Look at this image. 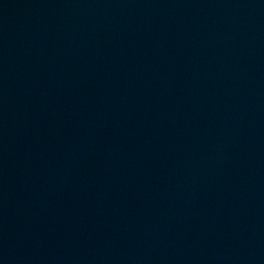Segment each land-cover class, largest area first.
<instances>
[{
  "label": "water",
  "instance_id": "water-1",
  "mask_svg": "<svg viewBox=\"0 0 264 264\" xmlns=\"http://www.w3.org/2000/svg\"><path fill=\"white\" fill-rule=\"evenodd\" d=\"M0 264H264V0H0Z\"/></svg>",
  "mask_w": 264,
  "mask_h": 264
}]
</instances>
